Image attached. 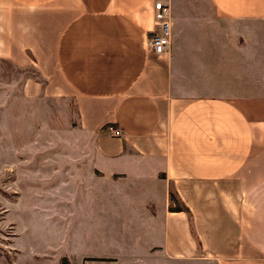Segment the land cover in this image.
I'll list each match as a JSON object with an SVG mask.
<instances>
[{"label": "crops", "instance_id": "crops-1", "mask_svg": "<svg viewBox=\"0 0 264 264\" xmlns=\"http://www.w3.org/2000/svg\"><path fill=\"white\" fill-rule=\"evenodd\" d=\"M154 1L0 0L1 55L38 68L47 84L30 93L74 102L120 190L158 200L143 242L173 260L264 264V0H165L160 57Z\"/></svg>", "mask_w": 264, "mask_h": 264}, {"label": "rangeland", "instance_id": "rangeland-1", "mask_svg": "<svg viewBox=\"0 0 264 264\" xmlns=\"http://www.w3.org/2000/svg\"><path fill=\"white\" fill-rule=\"evenodd\" d=\"M31 82L47 84L35 65L0 52V264H215L143 242L160 225L144 207L154 212L158 200L144 206L134 186L106 177L74 102L34 95ZM170 197L181 208L173 187Z\"/></svg>", "mask_w": 264, "mask_h": 264}, {"label": "built area", "instance_id": "built-area-1", "mask_svg": "<svg viewBox=\"0 0 264 264\" xmlns=\"http://www.w3.org/2000/svg\"><path fill=\"white\" fill-rule=\"evenodd\" d=\"M153 18L156 25V33L149 39L148 48L151 53L160 57L166 55L170 51L171 45V8L170 4L165 0H156L153 3ZM108 132L113 137H121L119 130L108 127Z\"/></svg>", "mask_w": 264, "mask_h": 264}, {"label": "trees", "instance_id": "trees-1", "mask_svg": "<svg viewBox=\"0 0 264 264\" xmlns=\"http://www.w3.org/2000/svg\"><path fill=\"white\" fill-rule=\"evenodd\" d=\"M170 210H171V208H170ZM173 210V209H172ZM174 211H176V212H180V211H182L180 208H176Z\"/></svg>", "mask_w": 264, "mask_h": 264}]
</instances>
